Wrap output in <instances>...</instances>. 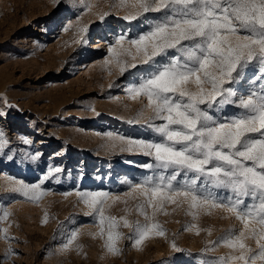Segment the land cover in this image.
Instances as JSON below:
<instances>
[{
  "label": "snow or ice",
  "instance_id": "6c2138e0",
  "mask_svg": "<svg viewBox=\"0 0 264 264\" xmlns=\"http://www.w3.org/2000/svg\"><path fill=\"white\" fill-rule=\"evenodd\" d=\"M82 7L90 11L93 5L82 0ZM111 8L123 9L122 19L128 23L118 25L119 32L109 29L111 40L103 38L104 63H115L121 76L127 72L131 78L123 90L129 99L139 101L140 108L126 122L145 126L150 135L131 137L114 131L98 135L106 138L109 150L147 157L138 165L145 171L123 182L125 215L120 217L108 215L106 205L120 201L121 194L76 187L61 195L74 191L76 203L85 206V215L98 229L89 235L101 241L107 254H120L124 239L137 250L151 238L167 239L157 215L168 214V205L175 206L173 211L186 205L185 215L193 221L219 209L222 219L240 224L203 242L201 264H264V0H114ZM96 15L107 24L109 11ZM88 31V26H78L77 42L87 43ZM3 103L12 107L7 97ZM89 111L95 113V108ZM7 144L0 134V151ZM29 155L36 161L42 154ZM63 171L58 165L48 167L37 182L8 175L5 190L39 203L51 191L45 182L58 181ZM129 200L134 202L131 208ZM133 209L143 223L127 218ZM11 215L0 205V221ZM49 219L45 212L41 224ZM121 227L131 235L125 237ZM64 229L65 224L57 222L56 231L65 241L60 253L79 254L80 229L67 233ZM183 230L211 235L210 228L195 223ZM0 238L9 244L5 258L16 255L7 227L0 229ZM248 241H254L255 248ZM169 247L182 251L175 238ZM220 247L228 251L219 257L209 255Z\"/></svg>",
  "mask_w": 264,
  "mask_h": 264
},
{
  "label": "rangeland",
  "instance_id": "374dc122",
  "mask_svg": "<svg viewBox=\"0 0 264 264\" xmlns=\"http://www.w3.org/2000/svg\"><path fill=\"white\" fill-rule=\"evenodd\" d=\"M87 2L93 5L90 11L84 10L82 0H0V134L8 140L0 151V205L12 213L8 221H0V229L8 228L16 253L6 259L9 244L0 238V264H201L205 240H215L229 227H240L235 219H222V210H212L193 221L185 215L186 205L175 211L174 205H168V214L156 217L167 230V239L151 238L140 250L124 239L119 245L121 253L111 255L98 238L89 235L98 229L92 217L85 215V206L76 203L74 191L68 197L61 195L76 187L121 194L120 201H109L106 210L108 215L123 216L122 193L127 191L123 182L139 178L145 170L138 165L148 159L138 153L109 150L106 138L98 135L114 131L147 137L150 130L126 122L140 108L139 101L129 99L123 90L131 78L127 72L121 76L115 63H104L107 43L103 38L111 40L109 29L119 32L118 25L128 23L122 19L124 10L110 9L114 0ZM102 11H109L106 25L96 15ZM85 25L89 31L84 34L87 43L82 44L77 42L76 29ZM113 82L120 86L109 88ZM4 97L12 107L4 105ZM26 139L32 143L25 144ZM37 152L41 158L31 160L29 154ZM57 165L65 171L58 181L45 182L51 191L39 203L5 190L8 175L37 182L48 167ZM133 203L129 200L128 207ZM45 212L50 219L41 224ZM127 218L144 222L134 209ZM57 222L65 224V233L73 227L80 229L77 242L83 247L79 254L60 253L65 241L56 231ZM190 223L210 228L211 235L184 231ZM119 230L125 237L131 235L128 228ZM173 238L182 251H171ZM248 243L255 248L254 241ZM227 251L220 247L209 255L219 257Z\"/></svg>",
  "mask_w": 264,
  "mask_h": 264
}]
</instances>
